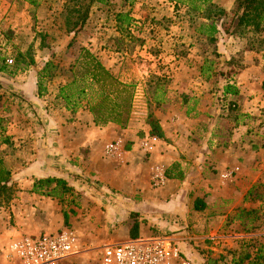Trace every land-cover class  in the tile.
Returning <instances> with one entry per match:
<instances>
[{
	"label": "rangeland",
	"instance_id": "1",
	"mask_svg": "<svg viewBox=\"0 0 264 264\" xmlns=\"http://www.w3.org/2000/svg\"><path fill=\"white\" fill-rule=\"evenodd\" d=\"M214 3L227 16L210 43L197 32L201 20L167 0H0V161L14 189L0 207V246L68 229L79 253L62 264H100L103 245L138 238L170 239L175 264H247L264 246V30L249 50L250 35L226 33L234 0ZM86 7V22L72 31ZM81 48L132 87L125 128L64 109L59 88ZM226 84L238 94L224 96ZM48 177L70 190L32 192ZM239 209L255 212L238 219Z\"/></svg>",
	"mask_w": 264,
	"mask_h": 264
},
{
	"label": "trees",
	"instance_id": "2",
	"mask_svg": "<svg viewBox=\"0 0 264 264\" xmlns=\"http://www.w3.org/2000/svg\"><path fill=\"white\" fill-rule=\"evenodd\" d=\"M101 2L102 0H96ZM173 3L176 7H183L188 13L196 16L201 22L198 25L197 32L205 37V39L213 43L216 41L218 33V22L222 21L227 16V12L217 6L214 0H167ZM30 3H34L31 1ZM80 11V10H79ZM231 20L226 33L228 36L247 38L248 49L254 50L255 39L254 34L264 30V0H234L233 6L229 12ZM88 18V7L82 10L78 19L74 22L72 31L83 24ZM118 21H122L129 26L130 17L127 14H118ZM120 28L122 29V27ZM252 35V36H251ZM264 43L263 41H259ZM71 46V42L68 47ZM21 54L16 55V64L19 63ZM33 62V60H32ZM31 62V63H32ZM52 62L48 61L38 73L37 87L38 96L43 93L42 80L49 73V68L52 67ZM7 66L2 64L0 72L6 71ZM208 70V69H207ZM71 78L59 88V98L63 102V107L66 111L76 113L78 110L86 109L92 117V123L95 126H105L107 124H115L120 128H125L131 115L133 91L130 85L121 83L109 70H107L99 59L85 48L79 49V53L75 58V63L70 69ZM209 76H207L208 78ZM223 94L237 95L238 90L235 86L226 84L223 87ZM151 133L158 138L162 137V130L156 121L150 122ZM7 141V139L5 140ZM167 179H172L173 175L170 172H165ZM174 178L181 179L180 176ZM10 172L3 168L0 161V207L8 204L14 197V189L9 185ZM51 184H55L51 192L42 193L43 188H49ZM58 190H61L58 191ZM70 189L67 187L65 180L62 178H45L37 179L33 183L32 192L44 196H60L62 192H67ZM250 190L244 201L251 200ZM252 199L251 201H253ZM197 210L203 209V204L199 201L195 202ZM253 210H238V219L254 214ZM134 232L137 227L134 226ZM137 237L134 233L132 238ZM206 264H212L211 262ZM247 264H264V246L260 247L255 256L247 262Z\"/></svg>",
	"mask_w": 264,
	"mask_h": 264
},
{
	"label": "built area",
	"instance_id": "3",
	"mask_svg": "<svg viewBox=\"0 0 264 264\" xmlns=\"http://www.w3.org/2000/svg\"><path fill=\"white\" fill-rule=\"evenodd\" d=\"M11 62V61H9ZM148 151L152 150L147 146ZM117 144L105 147L106 154H113ZM163 182L160 177L159 183ZM171 240L163 237L132 239L102 246L100 264H175L178 252ZM79 253L77 237L68 229L57 233L20 235L0 246V257L7 264H62ZM186 264V263H183Z\"/></svg>",
	"mask_w": 264,
	"mask_h": 264
},
{
	"label": "crops",
	"instance_id": "4",
	"mask_svg": "<svg viewBox=\"0 0 264 264\" xmlns=\"http://www.w3.org/2000/svg\"><path fill=\"white\" fill-rule=\"evenodd\" d=\"M64 146H59V148L58 149H62V151L60 150V152L59 153H61L62 155H66L67 153H65V152H63L64 151V148H63ZM93 147V146H92ZM88 149H91V147H88ZM177 196V195H176ZM175 196V197H176ZM173 205H174V201L172 202V204H171V206H170V208H168L167 209V211H172L173 213H175V212H178V208L177 207H173ZM155 210V209H154ZM157 211H161L160 209H157ZM171 213V212H170ZM7 233H9L10 231H6ZM6 233V234H7ZM10 233H12V232H10ZM8 235V234H7ZM7 235H5L4 237H6ZM3 237H0V244L2 243L3 244Z\"/></svg>",
	"mask_w": 264,
	"mask_h": 264
}]
</instances>
